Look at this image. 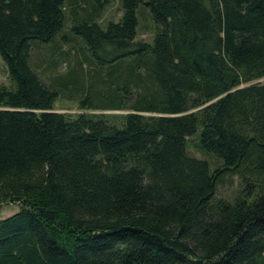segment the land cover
Here are the masks:
<instances>
[{
  "label": "trees",
  "instance_id": "trees-1",
  "mask_svg": "<svg viewBox=\"0 0 264 264\" xmlns=\"http://www.w3.org/2000/svg\"><path fill=\"white\" fill-rule=\"evenodd\" d=\"M107 4L0 0V264H264V0Z\"/></svg>",
  "mask_w": 264,
  "mask_h": 264
},
{
  "label": "rangeland",
  "instance_id": "rangeland-1",
  "mask_svg": "<svg viewBox=\"0 0 264 264\" xmlns=\"http://www.w3.org/2000/svg\"><path fill=\"white\" fill-rule=\"evenodd\" d=\"M121 15L120 11V6H119V0H108L107 7L105 8L101 22L105 23L106 21H117ZM137 16L139 18L138 12ZM146 25H149L148 23L141 22L139 31H138V38L139 40H143L146 42H149V40L152 37V33L149 31L150 28H147ZM68 28L67 22H65V26L63 30H66ZM149 29V30H148ZM47 53V51L45 50ZM58 53H56L53 57H47V60L45 63L42 65V69H44L47 64H51L53 60H58ZM42 57L40 54H34L32 58L30 59V64L35 63L38 60H40ZM62 59V58H61ZM67 64L65 61L61 63L55 71L63 73L66 68ZM41 69V68H40ZM8 84V77H7V70L0 59V85L7 86ZM55 111L59 113H64V114H69V115H74L78 114L79 111L76 110V105L73 102H68L63 99H58L57 102L54 105ZM118 113V112H114ZM98 114V113H97ZM196 142H197V137H192L189 138L187 141V151L189 155L199 158V159H204L208 163H210L211 169L213 170L216 161L213 159V157L209 155H204L202 154L197 148H196ZM239 188V179L236 176L226 178L220 185L217 186L216 190V195L215 197L226 199V200H232L234 196L237 193V190ZM21 209V205L18 202H13V203H3L0 204V221L14 215Z\"/></svg>",
  "mask_w": 264,
  "mask_h": 264
}]
</instances>
